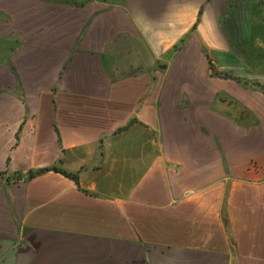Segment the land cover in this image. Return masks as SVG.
Instances as JSON below:
<instances>
[{"label":"crops","instance_id":"0c3cea01","mask_svg":"<svg viewBox=\"0 0 264 264\" xmlns=\"http://www.w3.org/2000/svg\"><path fill=\"white\" fill-rule=\"evenodd\" d=\"M0 264H264V0H0Z\"/></svg>","mask_w":264,"mask_h":264},{"label":"trees","instance_id":"16d2710c","mask_svg":"<svg viewBox=\"0 0 264 264\" xmlns=\"http://www.w3.org/2000/svg\"><path fill=\"white\" fill-rule=\"evenodd\" d=\"M212 68V67H211ZM228 76H224V78H227ZM48 171H57V172H60V173H62V174H64L65 176H67V177H70V178H73V179H75L76 178V175H74V174H70V173H67V172H65V171H62V170H59L58 168H50V169H44V170H40V171H37V172H32L31 174H30V177H34V176H36V175H39V174H42V173H45V172H48Z\"/></svg>","mask_w":264,"mask_h":264}]
</instances>
